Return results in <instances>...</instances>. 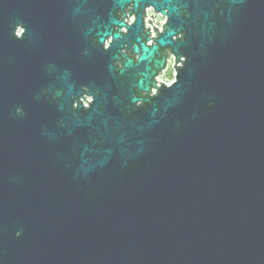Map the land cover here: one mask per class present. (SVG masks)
Wrapping results in <instances>:
<instances>
[{
    "label": "water",
    "instance_id": "1",
    "mask_svg": "<svg viewBox=\"0 0 264 264\" xmlns=\"http://www.w3.org/2000/svg\"><path fill=\"white\" fill-rule=\"evenodd\" d=\"M0 264H264V0H0Z\"/></svg>",
    "mask_w": 264,
    "mask_h": 264
},
{
    "label": "flooded vegetation",
    "instance_id": "2",
    "mask_svg": "<svg viewBox=\"0 0 264 264\" xmlns=\"http://www.w3.org/2000/svg\"><path fill=\"white\" fill-rule=\"evenodd\" d=\"M116 14L118 16V20L123 22L125 25L114 26L113 31L119 32L120 35H126L128 33V26H131L132 25L131 23H133L135 21L137 13L135 11H133L132 4H130V5H127L126 8H124L122 11H119ZM160 15L163 17H166L162 13L157 12L153 8V6H151V5H146L141 12V19H142V33L141 34H144L145 39L143 40V43L148 47L152 46L155 43V41L153 39L156 38V36H154V38H153L152 34L155 33V35H157L160 28H161V22H160L161 17H160ZM163 17H162V19H163ZM150 29L152 32L147 35L148 30H150ZM176 38H177V35L173 36L174 40ZM111 42H112V36L110 35V36L106 37L104 40V48L106 49V47H108L107 45H109ZM134 46H135L134 43L130 44V46H128L127 44L122 45V47L119 50V55H118V56H121V59L118 62H116L117 66L121 67L123 61L126 58L133 59L134 61L137 60L139 51L135 53L133 51ZM168 52L171 53V49L170 50H168L167 48L166 49L165 48L160 49L157 57L162 58ZM173 63H174V57H173V60L168 62V65L164 67L165 74L167 73L169 75L173 72V66H174ZM78 100L84 101V104L86 102H89L87 99V95L85 93ZM74 103L76 104V102H74Z\"/></svg>",
    "mask_w": 264,
    "mask_h": 264
},
{
    "label": "bare ground",
    "instance_id": "3",
    "mask_svg": "<svg viewBox=\"0 0 264 264\" xmlns=\"http://www.w3.org/2000/svg\"><path fill=\"white\" fill-rule=\"evenodd\" d=\"M134 23V22H133ZM132 24V23H131ZM152 36H153V38H154V36H156L155 34H152ZM155 39H157V36H156V38ZM173 57H174V61H175V56H174V54L173 53H166V62L168 61V62H170V61H172L173 60ZM168 62H167V64L166 65H164V66H167L168 65ZM175 63V62H174ZM176 72V67L175 66H173V72L170 74V76H172V78H171V80H169V81H164L163 80V82L164 83H172L173 81H174V73ZM161 74H163V75H167V73L165 74V70H164V68H162L161 70H160V72H159V74H158V77H160V75ZM162 82V83H163ZM157 84H158V82H156ZM157 88H156V86L155 87H152L151 88V92H153L154 90H156ZM91 97H87V99H88V101H91V99H90Z\"/></svg>",
    "mask_w": 264,
    "mask_h": 264
},
{
    "label": "built area",
    "instance_id": "4",
    "mask_svg": "<svg viewBox=\"0 0 264 264\" xmlns=\"http://www.w3.org/2000/svg\"><path fill=\"white\" fill-rule=\"evenodd\" d=\"M160 17H161V28H160V30H163V25L166 23V17H163V16H161L160 15ZM162 17H163V19H162ZM153 40H155V38L153 39ZM175 62V61H174ZM174 64V63H173ZM174 66H175V64H174ZM158 79H159V82L161 83V82H163L162 80L160 81V77H158ZM164 83V82H163Z\"/></svg>",
    "mask_w": 264,
    "mask_h": 264
},
{
    "label": "rangeland",
    "instance_id": "5",
    "mask_svg": "<svg viewBox=\"0 0 264 264\" xmlns=\"http://www.w3.org/2000/svg\"><path fill=\"white\" fill-rule=\"evenodd\" d=\"M171 78H172V76H170V74H169V75L167 74L166 76L163 75V74L160 75V81H161V80H162V81H163V80H164V81H169V80H171Z\"/></svg>",
    "mask_w": 264,
    "mask_h": 264
},
{
    "label": "clouds",
    "instance_id": "6",
    "mask_svg": "<svg viewBox=\"0 0 264 264\" xmlns=\"http://www.w3.org/2000/svg\"><path fill=\"white\" fill-rule=\"evenodd\" d=\"M20 233L19 232H17V235H19Z\"/></svg>",
    "mask_w": 264,
    "mask_h": 264
}]
</instances>
